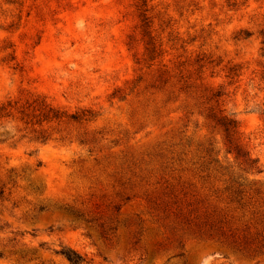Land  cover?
<instances>
[{
    "label": "rangeland",
    "instance_id": "374dc122",
    "mask_svg": "<svg viewBox=\"0 0 264 264\" xmlns=\"http://www.w3.org/2000/svg\"><path fill=\"white\" fill-rule=\"evenodd\" d=\"M2 106L0 264H264V0H0Z\"/></svg>",
    "mask_w": 264,
    "mask_h": 264
},
{
    "label": "trees",
    "instance_id": "16d2710c",
    "mask_svg": "<svg viewBox=\"0 0 264 264\" xmlns=\"http://www.w3.org/2000/svg\"><path fill=\"white\" fill-rule=\"evenodd\" d=\"M45 108L46 107H43L44 110H45ZM3 110H5V108L3 106L0 107V111H3ZM50 113H51V109H48V112H43V116L45 118H48ZM50 118L58 119L59 115L57 113H53L50 116ZM71 118L76 119V117H74V116H71ZM232 124H234V122H232V121H229L227 123L228 126H230ZM225 128H226L225 130L227 131V127H225ZM59 254L62 255L70 264H84V263H86V258L73 249H70V248L62 249L59 251Z\"/></svg>",
    "mask_w": 264,
    "mask_h": 264
}]
</instances>
